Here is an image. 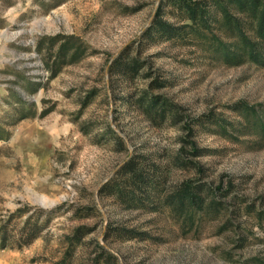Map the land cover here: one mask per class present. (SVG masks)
Segmentation results:
<instances>
[{
	"label": "rangeland",
	"instance_id": "obj_1",
	"mask_svg": "<svg viewBox=\"0 0 264 264\" xmlns=\"http://www.w3.org/2000/svg\"><path fill=\"white\" fill-rule=\"evenodd\" d=\"M179 1L0 0V264H264V140L236 110L264 114V63L169 36Z\"/></svg>",
	"mask_w": 264,
	"mask_h": 264
},
{
	"label": "trees",
	"instance_id": "obj_2",
	"mask_svg": "<svg viewBox=\"0 0 264 264\" xmlns=\"http://www.w3.org/2000/svg\"><path fill=\"white\" fill-rule=\"evenodd\" d=\"M177 8L183 24L165 28L169 36L194 41L202 51L212 52L229 64L237 65L247 60L264 63V0H180ZM139 105L153 121L156 118L163 120L169 108L161 95L150 96L146 103ZM236 110L244 116L242 129L253 127L259 133L258 137L264 140V114L258 115L255 107L245 103L238 105ZM124 167L122 173L126 172L129 184L118 179L115 183L117 192L133 198L135 190L147 180V168L133 162ZM200 191V186L184 185L166 202L172 212H185L186 219L192 221V212L205 208ZM67 255L66 252L63 257L45 264H68ZM30 264H35V258Z\"/></svg>",
	"mask_w": 264,
	"mask_h": 264
},
{
	"label": "bare ground",
	"instance_id": "obj_3",
	"mask_svg": "<svg viewBox=\"0 0 264 264\" xmlns=\"http://www.w3.org/2000/svg\"><path fill=\"white\" fill-rule=\"evenodd\" d=\"M43 199V198H42Z\"/></svg>",
	"mask_w": 264,
	"mask_h": 264
}]
</instances>
